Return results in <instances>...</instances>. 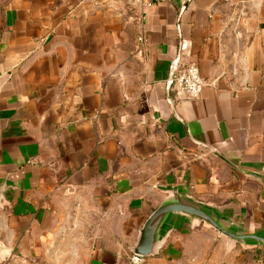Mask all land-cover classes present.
<instances>
[{"label": "crops", "instance_id": "crops-1", "mask_svg": "<svg viewBox=\"0 0 264 264\" xmlns=\"http://www.w3.org/2000/svg\"><path fill=\"white\" fill-rule=\"evenodd\" d=\"M177 58L199 97L168 90ZM221 156L264 174V0H0V264H264L184 216L131 250L174 186L264 229V185Z\"/></svg>", "mask_w": 264, "mask_h": 264}, {"label": "water", "instance_id": "water-1", "mask_svg": "<svg viewBox=\"0 0 264 264\" xmlns=\"http://www.w3.org/2000/svg\"><path fill=\"white\" fill-rule=\"evenodd\" d=\"M171 82H168V90ZM170 105L174 108L175 101L168 97ZM211 151H214L211 149ZM216 153V152H215ZM230 166L259 180L264 185V174L252 172L232 163L221 156ZM10 186L0 182V207L2 200H7ZM168 195L161 204L148 216L139 230L136 242L131 248L134 255L143 257L158 253L164 243L174 222L180 216H184L192 223H204L206 226L218 230L221 235L229 238L231 244L241 243L245 246L264 244L263 230H247L236 224L231 212L214 204L203 202L188 194L185 188L174 186L167 189ZM10 248L0 243V263L10 257Z\"/></svg>", "mask_w": 264, "mask_h": 264}, {"label": "built area", "instance_id": "built-area-1", "mask_svg": "<svg viewBox=\"0 0 264 264\" xmlns=\"http://www.w3.org/2000/svg\"><path fill=\"white\" fill-rule=\"evenodd\" d=\"M145 42V37L139 38ZM170 88H174L179 98L193 99L201 95L206 80L201 76L196 61H182L180 58L173 60L170 69Z\"/></svg>", "mask_w": 264, "mask_h": 264}]
</instances>
